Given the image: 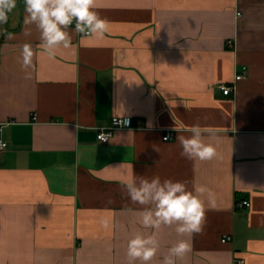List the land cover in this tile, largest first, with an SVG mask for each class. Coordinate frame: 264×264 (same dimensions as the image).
<instances>
[{
    "label": "crops",
    "instance_id": "1",
    "mask_svg": "<svg viewBox=\"0 0 264 264\" xmlns=\"http://www.w3.org/2000/svg\"><path fill=\"white\" fill-rule=\"evenodd\" d=\"M95 10L105 37L74 34L52 60L34 26L22 35L23 0L3 26L16 38L0 36V264H128V240L153 230L123 183L155 176L206 185L217 204L200 234L162 226L149 264L180 239L191 251L177 264H264V0H97ZM112 116L140 126L99 141ZM193 125L213 160L181 155L177 137Z\"/></svg>",
    "mask_w": 264,
    "mask_h": 264
},
{
    "label": "clouds",
    "instance_id": "2",
    "mask_svg": "<svg viewBox=\"0 0 264 264\" xmlns=\"http://www.w3.org/2000/svg\"><path fill=\"white\" fill-rule=\"evenodd\" d=\"M23 5L25 15L22 35L30 37L34 26L39 34L38 47L50 60L55 59L60 48L69 49L73 46L74 34L81 39H103L108 32V21L95 10L97 0H23ZM16 7L17 0H0V36L7 40L16 38L15 33L3 28ZM21 55V69L25 72V79H28V69L32 66L34 55L31 44L23 45ZM187 131L190 133L188 137H177L182 156L200 161H211L218 156L215 145L204 142L203 130L199 125H193ZM4 147L6 145L0 142V149ZM123 187L131 202L143 209L139 221L142 227L153 230L147 236L138 232L128 240V264H135L136 261L149 264L152 261L159 248L157 233L162 226L176 225L175 232L181 237L202 233L206 211L208 208L215 209L217 204L215 192L206 185L194 184L189 189L186 181H162L159 176L151 179L140 177L138 181L132 178L124 181ZM100 225L110 229L111 222L102 218ZM190 251L189 239H180L169 248L162 264H177V260Z\"/></svg>",
    "mask_w": 264,
    "mask_h": 264
},
{
    "label": "built area",
    "instance_id": "3",
    "mask_svg": "<svg viewBox=\"0 0 264 264\" xmlns=\"http://www.w3.org/2000/svg\"><path fill=\"white\" fill-rule=\"evenodd\" d=\"M227 42L229 44L233 43L231 40H228ZM244 75H245V68H244L243 72L235 74L234 81L243 78ZM234 87H235L234 83H232L231 85H227V84H221L220 85L222 92L225 94L230 92ZM139 126H140L139 120L133 121L129 117L112 116L110 118L109 124H107L105 126H100L97 128L96 138L99 141L105 142L109 139L113 130H115L117 128H138ZM166 137H167V139L171 137V133L169 131H166L164 133V135L162 136L163 139H165ZM0 142H3L6 145V142L3 141L1 138H0ZM4 148L0 149V151L3 150ZM239 205L249 206V202L247 200H241L239 202ZM229 239H230V235H225L221 238V241L224 242V241H227Z\"/></svg>",
    "mask_w": 264,
    "mask_h": 264
}]
</instances>
